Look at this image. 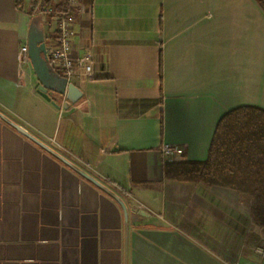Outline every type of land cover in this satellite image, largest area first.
<instances>
[{
  "label": "crops",
  "instance_id": "0c3cea01",
  "mask_svg": "<svg viewBox=\"0 0 264 264\" xmlns=\"http://www.w3.org/2000/svg\"><path fill=\"white\" fill-rule=\"evenodd\" d=\"M77 1L73 53L91 55L92 75L72 77L83 94L58 108L19 61L32 22L45 35L54 22L39 0H0V112L119 194L128 232L113 197L0 118V264H264L252 198L164 171L206 159L228 111L264 109V8Z\"/></svg>",
  "mask_w": 264,
  "mask_h": 264
},
{
  "label": "trees",
  "instance_id": "16d2710c",
  "mask_svg": "<svg viewBox=\"0 0 264 264\" xmlns=\"http://www.w3.org/2000/svg\"><path fill=\"white\" fill-rule=\"evenodd\" d=\"M264 8V0H257ZM40 7L55 11L70 9L68 0H39ZM47 19L57 23L55 15ZM47 34L46 39H55ZM169 179L182 182H201L231 188L253 199L252 213L264 226V109L239 106L223 115L212 137L204 160H168L164 166Z\"/></svg>",
  "mask_w": 264,
  "mask_h": 264
},
{
  "label": "water",
  "instance_id": "95a60500",
  "mask_svg": "<svg viewBox=\"0 0 264 264\" xmlns=\"http://www.w3.org/2000/svg\"><path fill=\"white\" fill-rule=\"evenodd\" d=\"M27 46L28 56L38 79L36 83L38 93L58 108L61 107L59 102L62 99L65 100L64 106L78 101L83 94L81 89L67 77L57 72L49 62L46 55V35L36 22H32L29 28ZM0 118L113 197L122 207L125 228L128 232L129 209L119 194L2 112H0Z\"/></svg>",
  "mask_w": 264,
  "mask_h": 264
},
{
  "label": "built area",
  "instance_id": "2783aa9c",
  "mask_svg": "<svg viewBox=\"0 0 264 264\" xmlns=\"http://www.w3.org/2000/svg\"><path fill=\"white\" fill-rule=\"evenodd\" d=\"M77 2V0H68L70 7L76 6ZM38 9L40 13L46 16L48 14L55 15L57 19V23L55 24L57 36L54 40L46 43V55L55 70L69 80L76 74L91 76L93 66L91 55L84 54L79 56L73 53L75 28L72 22L71 10L64 9L61 11H55L50 6H44L41 8L40 2ZM49 25L51 24L49 23ZM19 61L21 63L30 61L27 43L21 47ZM52 140L56 142L54 138ZM163 151L166 155L171 156L182 153L183 149L177 145L165 144L163 146ZM255 251L258 255L264 257V240L256 245Z\"/></svg>",
  "mask_w": 264,
  "mask_h": 264
},
{
  "label": "rangeland",
  "instance_id": "374dc122",
  "mask_svg": "<svg viewBox=\"0 0 264 264\" xmlns=\"http://www.w3.org/2000/svg\"><path fill=\"white\" fill-rule=\"evenodd\" d=\"M35 22L37 23V21H35ZM260 242H261V241H260ZM260 242H259V243H260ZM259 243H258V244H259ZM258 244H257V245H258Z\"/></svg>",
  "mask_w": 264,
  "mask_h": 264
}]
</instances>
